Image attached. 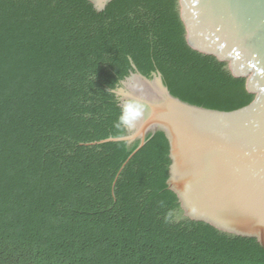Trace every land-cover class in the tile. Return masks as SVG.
I'll list each match as a JSON object with an SVG mask.
<instances>
[{
  "label": "trees",
  "instance_id": "trees-1",
  "mask_svg": "<svg viewBox=\"0 0 264 264\" xmlns=\"http://www.w3.org/2000/svg\"><path fill=\"white\" fill-rule=\"evenodd\" d=\"M169 34L177 47L159 0L100 16L85 0H0V264H264L255 243L206 226L162 235L152 207L179 206L161 134L124 170L139 142L87 146L126 136L114 91L136 72L190 105L238 108L220 75L169 51Z\"/></svg>",
  "mask_w": 264,
  "mask_h": 264
},
{
  "label": "water",
  "instance_id": "water-1",
  "mask_svg": "<svg viewBox=\"0 0 264 264\" xmlns=\"http://www.w3.org/2000/svg\"><path fill=\"white\" fill-rule=\"evenodd\" d=\"M118 0H85L104 15ZM187 65L220 75L238 108L220 112L185 103L161 74L136 72L114 91L121 107L139 100L142 117L126 136L87 145L138 149L161 134L168 144L165 188L183 218L264 250V0H159Z\"/></svg>",
  "mask_w": 264,
  "mask_h": 264
},
{
  "label": "rangeland",
  "instance_id": "rangeland-1",
  "mask_svg": "<svg viewBox=\"0 0 264 264\" xmlns=\"http://www.w3.org/2000/svg\"><path fill=\"white\" fill-rule=\"evenodd\" d=\"M151 16L148 13L141 12L139 18V24L143 25L146 24ZM162 19L166 20V16H162ZM168 42L171 44L169 51L174 55L176 54V42L172 36L169 34ZM175 63L182 65L177 59H175ZM166 162L159 163L157 167H162L165 165ZM153 215L157 218V220L161 224V233L165 237L172 238L175 237L177 233H185L189 234L191 226L188 225L186 220L183 218L181 213L178 211L177 206L172 202L170 197H165L159 200L153 207H152Z\"/></svg>",
  "mask_w": 264,
  "mask_h": 264
},
{
  "label": "clouds",
  "instance_id": "clouds-1",
  "mask_svg": "<svg viewBox=\"0 0 264 264\" xmlns=\"http://www.w3.org/2000/svg\"><path fill=\"white\" fill-rule=\"evenodd\" d=\"M145 106L139 100H127L115 124L117 129L122 127L133 129L136 122L142 117Z\"/></svg>",
  "mask_w": 264,
  "mask_h": 264
}]
</instances>
